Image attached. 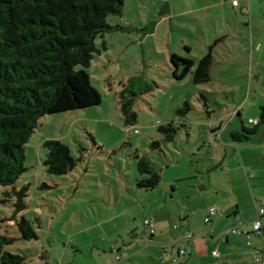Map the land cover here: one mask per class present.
<instances>
[{
    "label": "rangeland",
    "instance_id": "1",
    "mask_svg": "<svg viewBox=\"0 0 264 264\" xmlns=\"http://www.w3.org/2000/svg\"><path fill=\"white\" fill-rule=\"evenodd\" d=\"M209 5L210 0H126L122 15L108 16L113 30L96 38L101 53L87 69L102 103L39 120L26 145L28 171L15 184L17 190L29 188L23 212L14 215L16 198L7 196L12 186H0V236L15 239L7 251L25 256V264H120L125 251L120 254L117 246L124 248L136 232L142 238L150 231L147 219L167 223L169 217L175 230L189 213L196 224L208 227L205 212L213 206L221 210L218 202L227 203L232 194L251 201L253 195L264 197V187L256 185L264 174V124L248 140L232 137L261 118L264 53L260 59L245 33L250 22L252 37L263 34L264 6L256 14L251 8L250 15L238 12L241 32L216 48L210 83L194 84L191 74L183 80L173 76L172 54L198 62L213 38L230 30L234 11L225 15L216 9L213 23L210 9L205 10ZM134 77L148 91L136 98L137 124L127 127L120 94ZM186 101L190 111L176 121L175 140L163 142L158 126L175 120ZM48 140L69 146L77 162L69 173L47 172ZM153 140L161 141V151L151 149ZM137 154L161 173L157 188L138 187L146 176L138 171ZM246 173L256 176L251 185ZM23 217L31 221L37 239L22 238L18 222ZM250 242L255 247L247 246L245 238L239 242L243 254L250 253L239 264H264V238L254 235Z\"/></svg>",
    "mask_w": 264,
    "mask_h": 264
},
{
    "label": "trees",
    "instance_id": "2",
    "mask_svg": "<svg viewBox=\"0 0 264 264\" xmlns=\"http://www.w3.org/2000/svg\"><path fill=\"white\" fill-rule=\"evenodd\" d=\"M125 2L0 0V186H12L7 196L16 198L15 216L27 208L25 199L29 188L24 186L17 190L15 184L28 171L26 145L39 120L48 114L86 109L102 103V95L92 84L87 69L94 56L101 53L96 38L113 30L108 16L122 15ZM245 7L248 5L241 6V10ZM215 44L198 62L172 54L174 78L183 80L191 74L194 84L210 83ZM102 46L107 49L105 41ZM187 50L191 49L187 47ZM141 82L137 77L131 78L120 94L121 112L127 127L137 124L135 101L148 91ZM189 111L190 105L186 101L176 110L175 120L158 126L163 142L175 140L179 130L175 123L186 118ZM262 123L264 105L260 122L254 128L242 126L232 132L233 139H250L261 131ZM44 146L48 152L43 163L49 174L63 175L75 168L77 162L67 144L48 140ZM150 147L161 151L162 143L153 140ZM136 158L139 173L146 176L138 180V187L157 188L162 181L161 173L145 156L137 154ZM18 228L24 240L38 238L31 221L26 218L18 222ZM14 241V238L0 236V264H25V256L6 250Z\"/></svg>",
    "mask_w": 264,
    "mask_h": 264
},
{
    "label": "crops",
    "instance_id": "3",
    "mask_svg": "<svg viewBox=\"0 0 264 264\" xmlns=\"http://www.w3.org/2000/svg\"><path fill=\"white\" fill-rule=\"evenodd\" d=\"M234 1L235 0H210V5L205 7V10L206 8L210 9V19H212L211 21L213 23H215L216 13L214 12L216 9H223L225 15L228 9L234 11L235 18L230 17L228 21L230 30H228L226 34L219 35L217 38L214 37L213 42L210 44V46H212L217 43L215 44L214 52L221 43L226 44V40L237 39L235 33L239 31V26L243 23L238 13L239 11L243 14L250 15L251 8L256 14L257 7L260 5L264 6V0H250L247 4L242 0H238L239 3L237 5ZM246 5H248L249 8L248 13L241 10V6ZM219 16L220 14H218V17ZM247 27L249 28V30L246 31V33L249 32L248 35L246 36L245 32L241 34L245 33V39L248 37L250 38V47L257 49L255 47L257 37H252L253 29H251L250 22ZM247 27L245 26V28ZM240 32L241 31H239V33ZM187 47L191 49V46H186V49ZM188 51L191 52L192 49ZM213 67L214 64L212 69ZM219 128L221 131L223 130L221 127ZM212 132L217 133L216 128H212ZM254 178L256 179V176H249L246 173V179L249 185H251V179ZM256 185L259 188L264 187V174L259 177ZM231 188L233 192L234 188ZM232 195V199L227 201V203L220 204V202H218L221 210L218 211L217 216L210 223L205 222L208 211L205 212L204 222L210 225L208 227L196 224L189 213L181 217L183 222L177 225V228H174L175 230L169 227L171 226L169 217L167 220L168 224L165 219L156 220V222L154 219L156 229L154 234H152L151 231H145L142 238H140L141 236L136 232L134 233L132 242L129 244L123 242V245L126 244L123 246L124 248H122V246H117V251L120 254L121 251H125L122 259L119 261L121 262L120 264H239L243 261L247 262L250 253L247 254L245 252L247 255H245V253L243 254L244 251L238 247V244L245 238L247 246L255 247V245L250 242L253 236L248 239L244 234L232 235L226 234L225 232L230 228L239 226L240 223L245 230L250 231L247 229V226L252 227L253 222L257 219L258 208L264 206V197L256 198L253 195L252 201L249 199L250 202L240 195ZM144 224L147 225L146 220ZM147 227L149 226L147 225ZM188 233H193L194 236L191 239H187L186 235ZM256 237L263 239L264 235ZM183 248L188 250L186 255H180V250ZM215 251L219 253V256L214 255ZM257 262L259 263L260 261L257 260Z\"/></svg>",
    "mask_w": 264,
    "mask_h": 264
},
{
    "label": "built area",
    "instance_id": "4",
    "mask_svg": "<svg viewBox=\"0 0 264 264\" xmlns=\"http://www.w3.org/2000/svg\"><path fill=\"white\" fill-rule=\"evenodd\" d=\"M245 3H249L250 0H242ZM234 3L237 5L239 3L238 0H235ZM243 11L248 13L249 8L245 7L243 8ZM218 214V210L215 207H210L208 211V215L205 218V221L209 223L213 218H215ZM146 224L150 227V231L152 234L155 233V223L153 219H147ZM226 234H232V235H237V234H244L247 236L248 239H250L252 236H262L264 235V206H261L258 208V216L257 219L253 222L252 224V231H247L244 229L243 225L240 223L239 226L230 228L226 230ZM193 237L192 234H189L187 236V239H191ZM251 244L250 242H248ZM188 253V250L183 248L180 250V255H186ZM215 256H219V253L217 251L214 252ZM259 260V259H258Z\"/></svg>",
    "mask_w": 264,
    "mask_h": 264
},
{
    "label": "water",
    "instance_id": "5",
    "mask_svg": "<svg viewBox=\"0 0 264 264\" xmlns=\"http://www.w3.org/2000/svg\"><path fill=\"white\" fill-rule=\"evenodd\" d=\"M263 12H264V7H263ZM255 47L259 50L258 57L261 59L262 54L264 53V32L255 41Z\"/></svg>",
    "mask_w": 264,
    "mask_h": 264
}]
</instances>
